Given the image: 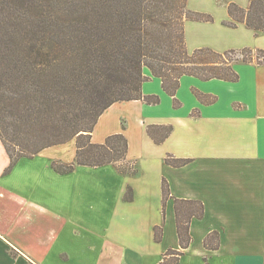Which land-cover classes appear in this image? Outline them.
<instances>
[{
    "label": "crops",
    "instance_id": "1",
    "mask_svg": "<svg viewBox=\"0 0 264 264\" xmlns=\"http://www.w3.org/2000/svg\"><path fill=\"white\" fill-rule=\"evenodd\" d=\"M196 3L188 9L212 15ZM229 20L227 8L223 20L188 22V49L241 48L247 45H238L236 32L245 31L256 41L248 46L264 50L263 34L222 24ZM216 23L222 26L216 34H202ZM195 31L201 34H189ZM196 35L209 41H194ZM234 69L237 82L182 77L178 108L162 80L144 69L149 80L142 93L160 102H118L92 133L95 144L124 135L128 153L122 165L132 173H120L119 165H78L60 174L51 164L62 162L53 151L64 144L20 159L6 175L10 158L0 139V264H162L173 258L167 256L171 250L183 253L178 264H264V65L238 63ZM132 118L135 132L129 127ZM149 126H171L172 132L156 144ZM73 142V162L65 165L76 160ZM168 156L189 162L174 167L166 163ZM164 181L171 195L165 205ZM129 190L132 200L126 198ZM176 199L199 201L205 209L203 218L190 223L187 249L178 235ZM159 226L163 238L156 242ZM215 233L218 249H208L205 241H216Z\"/></svg>",
    "mask_w": 264,
    "mask_h": 264
},
{
    "label": "trees",
    "instance_id": "2",
    "mask_svg": "<svg viewBox=\"0 0 264 264\" xmlns=\"http://www.w3.org/2000/svg\"><path fill=\"white\" fill-rule=\"evenodd\" d=\"M228 15L224 26L245 25L264 35V0H250L247 9L231 3ZM186 21L214 19L189 10L188 0H0V139L10 158L5 174L20 159L72 140L76 160L71 165L54 162L56 172L69 174L78 165H119L120 173H132L122 165L128 153L126 137L112 135L95 144L92 133L103 113L118 102H160L158 96L142 93L149 80L145 68L162 80L178 108L176 93L182 77L237 82L234 65L239 61L264 65V50L191 52ZM197 96L210 102L206 95ZM147 132L162 144L172 127L149 126ZM165 161L174 167L189 162L173 156ZM126 198L132 200L131 190ZM170 198L164 181V205ZM175 208L181 247L187 249L190 223L203 218L204 205L176 199ZM154 234L160 242L163 227H156ZM214 237L216 241L206 239L208 249H218L219 236ZM182 254L171 250L167 256L173 258L162 264H178Z\"/></svg>",
    "mask_w": 264,
    "mask_h": 264
},
{
    "label": "rangeland",
    "instance_id": "3",
    "mask_svg": "<svg viewBox=\"0 0 264 264\" xmlns=\"http://www.w3.org/2000/svg\"><path fill=\"white\" fill-rule=\"evenodd\" d=\"M194 2L195 3L197 2L196 5L198 6L199 9H201L203 11H207V13L212 14L210 16H212L213 19L216 18V20H223L224 18H227V8H228V6L231 3H235L238 6H240L242 8H245L242 5L249 4L250 0H188V8L191 7ZM188 22H192V21H186L185 29H186V24ZM217 25H219V26L217 27ZM212 26L213 27H210V29H208V31H206V33L204 31V32H202V34H216L217 31H219V28L222 27L218 23H216L215 25H212ZM244 30H247V29L245 28ZM247 31H249V30H247ZM244 33H245V31L236 32V34H240V35L239 36L236 35L235 39L238 41V43H239L238 45L242 44V45H247V46H244V47H241V48H237V49H232V50L241 51V50L246 49V48H249V49L253 50V48L249 47L248 45L256 43L255 39L252 38L249 34H248V37H247ZM189 34H201V33L195 31V33L190 32ZM194 41L206 44L209 40L207 41L206 37L202 38V40H201L200 37H198L196 35L194 37ZM189 49L191 50V47H189ZM238 63H243V62L239 61ZM238 63H236V64H238ZM136 122L137 121L134 118L129 120V127L131 128L132 132H135V129H137ZM104 130H105V128L102 127L98 131L97 137H101V135L103 134ZM73 144H74L73 140L69 141L63 147L61 146V147L55 149V151H53V154L57 155V158L62 161L61 162L62 165L69 164V163L73 162V159H74V146H73ZM54 162H57V161H54ZM54 162H52V164ZM57 163H59V162H57ZM61 163H59V164H61ZM52 164H51V167H52ZM7 168H6V170H7ZM6 170H5V172H6ZM7 174H9V173H7Z\"/></svg>",
    "mask_w": 264,
    "mask_h": 264
}]
</instances>
